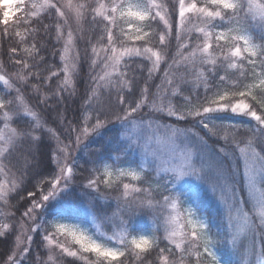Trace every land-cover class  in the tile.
<instances>
[{
    "label": "snow or ice",
    "instance_id": "6c2138e0",
    "mask_svg": "<svg viewBox=\"0 0 264 264\" xmlns=\"http://www.w3.org/2000/svg\"><path fill=\"white\" fill-rule=\"evenodd\" d=\"M18 3L22 5L23 15L15 21L12 30L8 29V12L4 13L2 21L5 35L18 37L16 46L9 49L8 55L13 71L0 74V82L8 89L7 93L0 95V176L5 177L0 180V209H5L0 215L6 221L0 224V238L12 237V248L3 264H26L29 261L30 264H57L64 257L82 260L85 264H124L122 257L132 255L143 261L155 249H159L163 264H183V256L170 259L164 255L170 249L160 248L157 236L131 234L128 226L137 209H155L171 201L175 212L177 201L184 194L174 196L167 184L175 188L177 183L189 179L203 185L218 202L227 205L229 226L235 228L231 243L235 244L244 236L254 246L257 235L264 236V0H175L170 6L163 0L160 3L156 0H95L94 4L88 0H31V3L18 0ZM53 10L58 18L55 40L57 43L63 40L62 68H56L41 55L47 40L40 45L34 42L40 28L32 26L33 20L38 24L42 17L52 16ZM69 15L78 25L87 22L92 30L97 31L98 40L92 44L89 67L94 72L97 68L100 70L92 77L88 97L89 107L93 103L97 105L95 115L85 116L82 127L69 125L78 133L74 144L65 143L55 128L45 127L48 121L42 122L40 115L28 107L21 94L27 89L47 106L50 100L58 104L65 92L68 95L75 93L71 70L77 68L79 56L68 63L75 44L70 28L66 37L64 35ZM125 24L127 31L123 27ZM161 24L163 29L157 31ZM42 27L45 34L52 28L50 25ZM154 33L159 48L151 46ZM173 36L177 41L175 53L168 50ZM105 37L107 42L103 43ZM128 42H132L131 46ZM136 42L142 43L137 46ZM19 52L23 56L18 57ZM137 58L142 62L136 68L141 72L146 68L147 71V79L142 81L138 92L137 77L131 66ZM145 61L147 64L143 63ZM162 63L166 64L163 79L155 85L152 93L150 81L161 71ZM4 68L0 62V71ZM221 68L225 69L223 75L218 71ZM227 69L234 70L233 74L229 75ZM186 74L193 78L186 79ZM53 77L57 78L55 91H45L44 86ZM186 88L188 94H185ZM112 90L117 92L121 104L125 103V91L128 93L129 107L123 109V116L116 117L127 126L122 135L140 147L155 137L157 147L151 152L154 171L166 181L163 191L158 181L155 189L151 183L148 187H140L124 182V178L147 182L146 164L143 167L137 165L138 171L103 163L102 172L96 169L98 174L87 178L82 190L91 197L89 209L94 200L102 198L101 185L111 190L122 184L123 193L117 205L121 221L117 227L123 226V234L119 235L115 245L110 242L116 241L117 236L104 239L105 234L99 232L98 225L94 226L99 234L93 238L87 228L78 223L60 222L70 221L73 213L78 211L68 202L76 183L75 165L69 163L71 150L82 143L83 137L106 126L108 121L103 118V109L110 105L101 97L105 92L111 94ZM11 92L16 95L8 98ZM41 95L42 100L39 99ZM145 107L149 109V117L153 113H165L177 123L153 125L151 118L145 123L143 116L137 120L134 114ZM53 113V123L66 122L59 108H52L49 117ZM231 116L247 118L249 123L225 125L223 121ZM21 117H31L34 123L13 126L14 119L19 121ZM179 122L185 126L180 127ZM44 135L55 142L54 149L48 152V162L54 163L55 168L48 173L41 170L43 160L37 161L34 151L43 142ZM241 183L246 200L238 195ZM20 192H26L28 198L23 210L19 201L16 205L10 204L13 194L19 195ZM156 196L162 200H155ZM192 202L195 207L185 209V223L179 222L178 212L169 216L165 229L167 235L163 239L176 249L188 252L184 245L199 248L202 238L203 252L200 255L209 258V264H220L211 247L207 219L197 217L200 201L196 193H193ZM11 208L15 211L8 210ZM112 219L111 216L105 217L109 223ZM185 224L192 229L190 232ZM129 235L131 238L126 239ZM36 236L41 239L37 241ZM59 236L71 237L79 248L66 247L58 240ZM33 246L38 251L30 257ZM86 253L93 254L94 259H89L84 255ZM171 255L175 256V253ZM260 257L261 264H264V248Z\"/></svg>",
    "mask_w": 264,
    "mask_h": 264
},
{
    "label": "trees",
    "instance_id": "16d2710c",
    "mask_svg": "<svg viewBox=\"0 0 264 264\" xmlns=\"http://www.w3.org/2000/svg\"><path fill=\"white\" fill-rule=\"evenodd\" d=\"M3 0H0V4ZM27 3H31V0H26ZM76 2H84L82 0H76ZM89 3L94 4L95 2L92 0L91 2L88 0ZM105 2H109V0H105ZM157 3H160L161 0H156ZM164 3L171 5V3L175 2V0H163ZM199 2V0H198ZM20 11L13 16L11 19H9V25L8 29L9 31L12 30V28L15 26V21L20 18L23 13ZM6 12L5 7H0V62H2L5 65V68L3 71H0V74H10L13 69L11 67V62L8 60L9 55V49L13 46H16V40L18 37H15L14 35L12 37L5 35V26L2 23L4 19V13ZM58 18L55 16V11L53 10L52 16H44L40 20V22L37 24L35 20H33L32 26L39 27L40 28V34L34 41L38 45L41 44L42 41L47 40V45L45 47V50L41 52V55L44 56L45 61L48 63L56 66V68H62L63 63L60 60V54L63 50V40H61L60 43H57L55 40V21ZM175 18L173 17V20ZM43 25H50L52 26L49 33L45 34L43 31ZM124 26V25H123ZM155 27V25H154ZM68 25L64 29V35L66 37L67 31H68ZM163 29V25L161 24L160 27L157 29V31H160ZM23 30V26L21 27V31ZM78 36L76 37V51L77 55L79 56V63L77 67V72L75 75V93L73 95H68L67 92L63 93V99L59 100V103H54L52 100L49 101V104L46 106L44 103L39 102L36 94L32 93L31 91L25 89L21 94L25 97V102L27 103L28 107H30L33 111H36L41 119L42 122L46 119L48 122L45 125V127L51 126L56 129L57 133L60 135L61 139L64 140L65 143L68 142H75L74 138V132L69 127L70 124H72V127H82V121L83 118L89 114L95 115V109L97 108V105L95 103L92 104V107H89V101L88 97L91 95V88L93 85L92 77L98 73L100 70L97 68L95 72L90 69L89 65L91 63L92 55H91V47L92 44H96L98 40V33L97 31L92 30L91 25L87 22H83L80 26V31L78 32ZM195 33L193 34V40L195 39ZM258 36V33H257ZM89 37H91V40L89 41ZM106 37L103 43H106ZM132 42H128V46H131ZM142 42H136L137 46H139ZM223 43V42H221ZM118 42V47H119ZM151 46L154 48H159L158 43V37H156L155 33L153 34V39L151 41ZM177 46V41L175 40L174 36L171 39V43L169 46V51L172 53H175ZM55 53V54H53ZM23 56L22 52L18 53V57ZM142 61L137 58L134 61H132V69L135 70V75L137 77V85H136V91H139V88L142 87V81L147 79V71L146 68L144 71H140L136 68V65L141 63ZM147 64V62H143ZM166 67V64L161 65V71L156 73L155 78L150 81L152 88L151 92H155V85L160 84L162 82L163 76V69ZM180 71H183L181 68ZM219 74L223 75L225 74V69L221 68L218 69ZM227 72L229 75H232L234 70L227 69ZM47 75V73H45ZM60 76L62 78L63 72L60 73ZM186 79H192L193 77L191 75L186 74ZM218 79V77H217ZM56 77H53L51 81L48 82L47 85H45V91H55L56 88ZM8 92L7 86L3 85L2 82H0V95H3ZM185 94H188L187 88L185 89ZM16 95L15 92H11L8 96V98L14 97ZM201 95H202V89H201ZM125 103L121 104L118 99V94L115 90L111 91V94L108 92H105L103 96L101 97L102 101L105 104L110 105V107L103 109V118L108 121L105 127H102L101 129L97 130L96 133H93L87 137L86 143L82 144L79 149L77 150H71V157L72 159L69 161V163H73L75 165L74 173L76 176V183L73 188L71 199L68 201L72 206L78 209L77 212L73 213L72 219L69 222H76V223H83L86 221L85 215L80 213L82 206L89 207V200L91 199L90 196L85 194V191L82 190V186L84 183H87V178L91 176H95L98 173L95 171L96 169H100V171H103V163H108L110 166H116L121 168H134L137 169V165H140L138 156L132 152L130 148H132V145L130 142L125 139V136L122 134L126 132L127 126L124 124L123 121L117 120L116 117L123 116L124 112L123 109H126L129 107L127 103V97L128 93L125 91ZM40 100L43 99V96L39 98ZM153 99L152 95H149V100L151 101ZM179 99V98H177ZM52 108H59L60 111L64 114L66 117V122L64 123H53L52 119L54 118V113L51 117H49V113L51 112ZM135 118L137 120L140 119L141 116L145 118V122H147L148 119H152L158 123L167 124V125H174L177 122L175 121V118L167 116L165 113H153L151 117H149V109L145 107L140 113L134 114ZM0 116H2V110H0ZM79 118V119H78ZM75 122V123H72ZM17 123H34L33 119L31 117H21L19 121L15 120L13 121V126H16ZM219 123V122H218ZM223 123L225 125L228 124H235L237 126H242L244 124H248L249 121L247 118L240 117V116H231L226 118ZM2 126V124H0ZM180 127H184L183 122H179ZM201 133H203V129L199 127V125L196 126ZM43 142L34 149L36 153V159L37 161L43 160V165L41 167V170L45 173L50 172L53 168H55L54 163L48 162V152L50 149H54L55 142L51 140L47 135H44L42 137ZM146 180L147 182H151L152 188L155 189L158 185L156 181L159 182L160 190L163 191V182L162 179H157L156 174L153 172H146ZM5 179V177L0 176V180ZM126 182V180L124 181ZM138 186L141 187H148L145 183H139ZM29 188H31V185H29ZM242 189V191H241ZM183 194H186V197L183 198L181 202V206L183 210H185L189 205H193L192 197L188 196V193H186V189L183 191ZM241 194H246L243 190V186H240ZM101 193L102 198L94 200L92 203L91 210L93 214L96 217H100L101 219H104L106 223H109L105 220L106 216H113L118 208L117 205L120 202V194L121 191L117 189L115 191H109L108 189H104L103 185H101ZM93 196L96 194L93 193ZM198 196V195H197ZM23 197V199H21ZM160 196H156L155 199H157ZM199 213L207 219L209 222V232L212 234V245L216 248L218 251L221 249V241L219 239V232H218V226L219 222L221 221V216L216 212V208L213 204L209 203L211 201V195L209 192H205L204 194L199 195ZM27 193L26 192H20L19 195L13 194V197L10 199L11 205H16L19 201L20 208L23 210L24 205L27 203ZM5 211V209H2ZM11 211H15V208H11ZM17 217H19V212L16 213ZM4 217H0V224L5 223ZM146 225L145 220L142 219L141 216L134 215L131 219V223L128 226L131 234L140 235V234H147L151 232V230L146 231L144 228ZM219 228H223V226L219 225ZM159 236V247L160 248H168L170 249V252H165L164 255L169 256L170 259H179L180 256H183V264H209V258H207L204 255H200V253L203 252V242L202 238L200 241L199 248H189V246H186L185 248H188V252H182L177 251L173 246L168 245L165 240H161L162 237L160 234ZM35 239L39 241L41 239L40 236H36ZM62 242H65L66 246L69 248L76 250L79 248V246L71 243L69 240L65 239L62 240L58 238ZM12 248V237H9L7 239L0 238V264H3V261L6 260L7 255L10 254V249ZM38 249L35 248V246L32 247L30 251V257H34L37 253ZM43 251V250H39ZM175 253V256H172L171 254ZM60 253H58V256ZM89 257V259H94L93 254L86 253L84 254ZM228 254L226 253L224 255V258H226ZM45 259L47 258L45 254ZM121 260H124V264H163V262L159 259V249H155L152 251L151 255H148L145 257L143 261H140L139 259L133 257L132 255H127L126 258L122 257ZM26 264H30L29 262H26ZM51 264V262H50ZM57 264H85L82 260L73 259L70 257H64L62 260H58ZM232 264V262L228 263Z\"/></svg>",
    "mask_w": 264,
    "mask_h": 264
},
{
    "label": "rangeland",
    "instance_id": "374dc122",
    "mask_svg": "<svg viewBox=\"0 0 264 264\" xmlns=\"http://www.w3.org/2000/svg\"><path fill=\"white\" fill-rule=\"evenodd\" d=\"M82 1H84V0H82ZM89 1L91 2L92 0H89ZM93 1L95 2V0H93ZM4 2H5V0H3L1 2V4H3ZM8 2L10 3V7H8V6H4V7L6 8V12L9 13V19H11L13 16H15L20 11V6H22V5H20L18 3V0H8ZM80 26H81V24L78 25L71 15L68 16V28H70L72 30L74 41H75V44L69 53V56L71 57V59L68 61L69 64H71L72 61L75 60V58L77 56V51H76V40L77 39H76V37L79 34L78 32L80 31ZM123 27L126 31L128 30L126 24ZM133 31H134V29H133ZM100 55H103V53H100ZM71 71H72V78H73L74 83H75V75L77 72V68L72 69ZM145 123H147V122H145ZM152 123H153V125H156V124L164 125V124L158 123L154 120H152ZM77 134H78L77 131L74 132V138L75 139H76ZM125 139H127L130 142V144L132 145V148H130V149L132 152L134 151V153L138 156L140 166L143 167L146 164L147 165L146 172H153L154 174H156V172L154 171L155 164L153 163V157L151 156V152L157 147L155 137H153L151 139V141L148 142L147 144H144L143 147L132 144L131 141L126 136H125ZM83 143L84 144L86 143L85 137H83L82 143L78 147L74 146V150L79 149V147ZM113 167H116V166H113ZM136 170L139 171L140 168H137ZM161 175H164V174L161 173ZM156 178L161 179L160 176H157V175H156ZM125 180H126V182L136 184L137 186L140 183L139 181H131L128 178H124V181ZM162 180H164V179H162ZM149 183H151V182H145L146 186H148ZM163 184H164L163 185V187H164L166 184L165 180H164ZM241 186H243L242 183H241ZM167 187L172 189L174 196L179 195L181 193L183 194L184 193L183 191L185 189H186V193H188V196H191V194L196 193L199 197V195L204 194L205 192H209L203 185H200L196 181L191 180V179H189L186 182L177 183L175 188H173V186L171 184H167ZM114 189H115V191L117 189H119V191H121V194H120V198H121L122 193H123L122 184H118L116 188H113L109 191H114ZM241 191H242V189H241ZM209 194L211 195V198H212L209 203H211L215 206L216 212L221 216V221L219 222V225L223 226V228H219V225H217L218 226V232H219V239L221 241V249H219L217 251L216 248L213 245H211L212 250L215 251V253L219 259L220 264H228L230 262H232V264H261L260 252H261V249L264 248V236L257 235V237L255 239V245L254 246H253L252 242L250 240L245 239L244 236H241L235 244L231 243L230 239H231L232 234L235 232V228L229 226L227 205L224 203L218 202V200L216 198H214L210 192H209ZM238 195L243 200L247 199L246 194H241V192H239ZM184 197H186V194L180 195L179 200L177 201V209L175 212L172 209L171 201L167 205H164L163 207H159V208H155V209H147V208L137 209V212L135 215L141 216L142 219L145 220L146 225L144 228H146L145 229L146 231L151 230V232L147 233L148 235L154 234L159 239L158 234H160L162 237L161 240H165V239H163V237L165 235H167V232L165 231V229L168 226L169 216L170 215H176L177 212L180 214V217H181L179 222L185 223L186 212H185V210H183V208L181 206V202H182ZM155 200H157V201L162 200V197H158ZM189 207H195V206L189 205L187 208H189ZM8 210H10V209H8ZM2 211L3 210L0 209V212H2ZM79 212L82 213L83 215H85L86 221L83 223H78V224H80L82 227L87 228L89 235H92L93 238H96V235H98L99 233L97 231V227H95L94 225H98L99 226V232H102L105 234L104 239H106L107 236L116 235L117 240L112 241L110 243L113 245L118 243L119 235L123 234L121 232V227H123V226L121 225V227H117L118 225H120V221H121L120 213L118 210L112 216L113 219H112L111 223H106L104 221V219H101L100 217H96L93 214L92 210L89 209V207H87V206H82V208ZM0 217H2V215H0ZM197 217L199 219H206L205 217H203L199 213V211H197ZM60 222L74 223V222H69V221H60ZM208 224H209V222H208ZM185 228L189 232L192 230L186 224H185ZM197 231L199 232L200 230L197 229ZM208 236L211 238V241H213V239H212L213 235L210 234L209 229H208ZM58 238H60L62 240L67 239L71 243H73L71 240V237L59 236ZM130 238H131V235L126 237V239H130ZM242 240L244 241L243 244H241ZM59 241L62 242L61 240H59ZM165 242H167L168 245H171L174 247V245L169 244V242L167 240H165ZM62 243L65 244V242H62ZM65 246H66V244H65ZM186 246H188V245L185 244L184 248ZM66 247H68V246H66ZM195 247L196 246L193 245L191 248H195ZM176 250L181 251V249H176ZM55 251H56V254L58 256L59 250L56 249ZM226 253L228 254V256L226 258H224V255Z\"/></svg>",
    "mask_w": 264,
    "mask_h": 264
},
{
    "label": "clouds",
    "instance_id": "9594fccd",
    "mask_svg": "<svg viewBox=\"0 0 264 264\" xmlns=\"http://www.w3.org/2000/svg\"><path fill=\"white\" fill-rule=\"evenodd\" d=\"M4 6L10 7V3L8 2V0H5L3 4H0V7H4Z\"/></svg>",
    "mask_w": 264,
    "mask_h": 264
}]
</instances>
